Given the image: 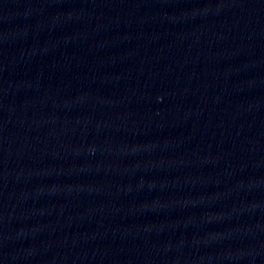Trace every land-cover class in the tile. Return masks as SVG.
I'll list each match as a JSON object with an SVG mask.
<instances>
[{"label":"water","instance_id":"1","mask_svg":"<svg viewBox=\"0 0 264 264\" xmlns=\"http://www.w3.org/2000/svg\"><path fill=\"white\" fill-rule=\"evenodd\" d=\"M0 264H264V0H0Z\"/></svg>","mask_w":264,"mask_h":264}]
</instances>
